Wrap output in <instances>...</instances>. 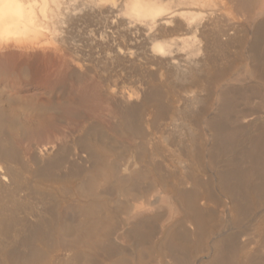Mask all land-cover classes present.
Masks as SVG:
<instances>
[{"label": "bare ground", "instance_id": "6f19581e", "mask_svg": "<svg viewBox=\"0 0 264 264\" xmlns=\"http://www.w3.org/2000/svg\"><path fill=\"white\" fill-rule=\"evenodd\" d=\"M0 264H264V0H0Z\"/></svg>", "mask_w": 264, "mask_h": 264}]
</instances>
